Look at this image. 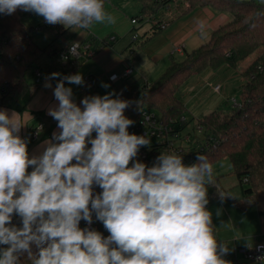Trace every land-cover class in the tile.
I'll list each match as a JSON object with an SVG mask.
<instances>
[{"label":"clouds","instance_id":"9594fccd","mask_svg":"<svg viewBox=\"0 0 264 264\" xmlns=\"http://www.w3.org/2000/svg\"><path fill=\"white\" fill-rule=\"evenodd\" d=\"M17 9L70 30L116 23L104 0H0V13ZM196 26L205 36L206 22L197 19ZM78 47L70 46L72 55ZM60 75L52 73L44 86ZM65 82L85 83L79 73L58 79V104L48 115L60 131L44 141L39 156L29 158L21 115L0 110V245L6 246L0 264H21L25 256L30 264H231L206 207L214 172L208 156L197 154L196 163L185 165L183 156L161 152L147 166L135 158L151 140L130 134L134 121L124 114L132 102L112 91L78 105ZM94 184L102 189L95 196ZM93 213L110 235L79 226L81 220L91 225ZM257 259L264 264V256Z\"/></svg>","mask_w":264,"mask_h":264},{"label":"trees","instance_id":"16d2710c","mask_svg":"<svg viewBox=\"0 0 264 264\" xmlns=\"http://www.w3.org/2000/svg\"><path fill=\"white\" fill-rule=\"evenodd\" d=\"M139 1L142 4V17L150 20L159 9L176 0ZM178 1L187 2L190 8L212 7L227 12L230 20L216 28L206 42L188 51L183 58H172L166 70L153 82L138 77L118 91L117 95L121 99L132 102L124 114L132 113L138 107L156 109L168 118H179L185 114L186 108L177 96V91L193 75L207 70H218L224 66L237 68L241 61L261 50L242 71L245 78L242 105L230 109H216L200 117L199 123L208 134L218 138L217 145L203 154L208 156L212 164L225 157L232 163L243 190V200L236 201V205L240 208L256 205L260 215H263L264 3L255 0ZM154 22L153 28L161 30L163 22ZM60 50V47L53 44L41 48L29 37V31L19 17L0 13V107L8 106L14 95L25 91L26 76L30 69L40 67L43 81L52 73H59ZM89 79L90 83L85 85V93L80 101L85 96L97 94L95 81L91 76ZM52 80L57 84L58 78ZM245 178H248L247 182L244 181ZM216 184L213 178V182L207 186L213 185L217 188ZM12 224L21 227V218L14 214ZM33 251H36L34 246ZM226 256L228 258V254ZM21 264H30L26 256L21 257Z\"/></svg>","mask_w":264,"mask_h":264},{"label":"crops","instance_id":"0c3cea01","mask_svg":"<svg viewBox=\"0 0 264 264\" xmlns=\"http://www.w3.org/2000/svg\"><path fill=\"white\" fill-rule=\"evenodd\" d=\"M108 1H110L109 6H111L112 8L121 7L122 9H131L133 11H136V13H139V16H137L136 18H139V20L143 19V21L138 27L134 26L136 25V23L131 22L132 26L129 25L127 30L125 32H122L121 37L119 36V29L117 27H112L111 34L106 36L107 38L102 37V40L100 41L99 36L101 32L97 29L96 26H94L90 30V36H92L91 41L88 40V38H78L79 40L77 41H85V43H88V45H90L94 55L92 56V58L79 63L74 73H76L77 70L82 66L78 73L81 74L83 78L86 77V79L91 76L96 83L97 89L98 82L101 81L104 76H107L105 83L107 82V84H109L110 81L112 86L116 90V94L118 91L122 90L131 81L137 79L138 77H144L149 82H153L166 70L172 58H183L188 51H191L192 49L206 42L216 28H218L220 25H223L224 23H227L230 20V15L227 12L220 11L212 7L190 8L187 2H179L178 0L159 9L154 18L149 20V18L147 17H142V4L139 0ZM197 19L204 20L207 24L205 36H201L200 32L197 29ZM155 20L166 23V27L161 30L155 27L153 28ZM75 30L78 33L83 32L82 29ZM155 30L158 31L155 32ZM127 31L132 32V34L136 33L139 36L138 39L136 41H133V38L129 37L130 33L127 34ZM112 36H115L116 38L114 40H108ZM86 37H88V35ZM128 56L131 57V59L129 60L134 66V72L129 77H123L122 73L128 61ZM237 68L224 66L218 69L220 70V73H218L217 70H207L205 72L195 74L187 81L190 83L193 81L195 82L191 83V85H189V83L187 86H189L192 90L194 87L193 84H195L196 86L191 92L193 93V95L201 94L202 91H200L199 89V84L202 81V79L200 78L201 75L205 76L204 79L210 77L208 79L210 80V83L212 80H214V86H221L220 92H215L212 89L215 93H220L219 102L215 107H218L217 109H227L224 108L225 105L227 106L229 104V99L231 98V96H234H228V90L232 85V89H234V85L241 84L243 86L245 80L244 76H242L243 74L241 75L242 72L236 71ZM62 71L63 68H61L60 72ZM96 73H99L100 76L95 75ZM112 77H115V79H112ZM46 82H49L47 78L42 85L38 86L35 92L31 93V95L26 100V107H24L22 110L16 109L14 106L0 107V110H8L9 114L14 111L21 115L23 121L26 124V126L23 127L20 131V136L22 138H25L24 134L28 133L30 129L29 127L32 125V123L34 124L33 121L35 119L36 121L39 120L37 119V116H43V118L45 119L51 117L50 115H48L49 108L54 107L58 104V101L55 100L53 94L56 82H53L52 79L50 80V83L52 85L51 88H47L44 86ZM187 82L184 85H186ZM65 86L72 88L73 99L79 105V101L85 93V85L84 88H82V86L68 84L67 82H65ZM27 88L28 87H26L24 93H26ZM181 100L184 102V98H182ZM58 131H60V129L58 128L54 130V132ZM38 138L39 134L38 137L34 139L38 140ZM49 139H51V136L35 142L28 151L29 158H31L32 156L41 155L44 148V141ZM225 196H229V194L227 193L225 194ZM213 223L216 238L228 245L227 241L222 240L218 236L215 220ZM254 241H264V231L263 233H261V235H255L254 239L247 241L244 244H235L234 246L236 248L237 246L245 245ZM235 258L237 259L236 254ZM228 259L231 260L229 253Z\"/></svg>","mask_w":264,"mask_h":264},{"label":"rangeland","instance_id":"374dc122","mask_svg":"<svg viewBox=\"0 0 264 264\" xmlns=\"http://www.w3.org/2000/svg\"><path fill=\"white\" fill-rule=\"evenodd\" d=\"M255 1L264 3V0ZM109 2L110 1L108 0H104V6L106 11L110 12L116 17V23L114 25H96L97 29L101 32L100 36L98 35L100 41L102 40V37H106L111 34L112 27H117L119 29V36L121 37L122 32H125L129 25L132 26V19L139 16V13H136V11H133L131 9H122L121 7L112 8L111 6H109ZM14 15L21 19V21L29 31V37L41 48L49 47L51 44L56 47H64L69 46L74 42H85L77 41L79 40L78 38H88V40H92V36H90V30L82 29L83 32L78 33L75 29H66L63 25H49L45 23L43 17L32 12L22 11L20 9H17ZM142 21L143 19L139 20L134 26L138 27L142 23ZM31 28H33V30H31ZM128 33H130V38L133 37L134 33L132 34V32L127 31V34ZM87 35L88 37H86ZM260 51L261 50L253 53L252 55L241 61L236 71L242 72L252 63V61L258 56ZM80 68L76 73H74V75L80 71ZM34 70L35 68H32L27 73L26 85L28 88L26 93L21 92L14 95L11 100H9V105L7 107L14 106L19 110H22L24 107H26L25 103L27 98L31 95V93L35 92L39 86L38 84H36V76ZM217 72L220 73V70H217ZM95 75L100 76L99 73H96ZM203 76L201 75L200 78L202 79V81L199 84V89L200 91H202L201 94L193 95L191 91L195 88L196 85L193 84L194 87L191 90L190 87L187 86L190 82H187L186 85L181 86L177 91V96L181 99L184 98V104L186 108L185 115L187 116V118L199 119L200 117L207 115L218 108L215 106L219 102L220 93H215L212 90L214 87L213 83L215 81L212 80L210 83V80H208L210 77L204 79L205 76ZM106 79L107 76H104V78H102L101 81L98 82L97 95L103 96L112 91H115L116 93V90L112 86L110 81L109 84H107V82L105 83ZM84 82L85 85L86 77H84ZM194 82L195 81L191 83ZM191 83L189 85H191ZM103 84H107L109 85V87H102ZM84 85H82V88H84ZM232 86L228 90L229 92H227V95H234L241 98L242 85H234V89H232ZM227 106L225 105L224 108L230 109L232 107L230 102ZM137 110L138 108H135L133 113L126 112L125 116L133 120L134 114L137 112ZM42 118L43 116H37V119L39 120L36 121L35 119L33 121L34 124L32 123V125L29 127L30 129L28 133L24 134V137L28 140V151L35 142H38L50 136L52 138V134L57 128L58 122L55 121L52 117L46 119ZM39 125H42L43 128L39 130V138L38 140H36L33 138V129L39 127ZM212 165L214 170L213 178H215L217 182V188L213 185L207 186L209 201V203L207 204V209L212 213V221L214 222L215 220L218 236L222 240L227 241L230 248L229 256L231 257V260L226 256H224L223 258L233 264L236 261L235 254L237 248H235L234 245L244 244L247 241L254 239L255 235H261V233H263L264 214L260 215L259 209L256 205H250L246 208H240L236 205V201L243 200V190L241 185L239 184V180L236 174L234 173L233 166L229 158L225 157L218 159ZM29 170H33L31 166H29L28 171ZM227 193L229 194V196H225V194ZM222 194L224 197L223 199H220ZM237 260L243 264H252L249 262H245L241 255L237 256Z\"/></svg>","mask_w":264,"mask_h":264},{"label":"built area","instance_id":"2783aa9c","mask_svg":"<svg viewBox=\"0 0 264 264\" xmlns=\"http://www.w3.org/2000/svg\"><path fill=\"white\" fill-rule=\"evenodd\" d=\"M177 1V0H176ZM139 18H133L132 22L137 23ZM166 27V23L162 24V29ZM138 35L133 34V41L138 39ZM116 37L112 36L108 40H114ZM78 55L74 56L70 52L69 46H64L59 52V62L63 71L60 73V78L63 76L73 75L78 64L91 58L94 54L91 50L90 45L85 42H78ZM131 59L128 56V61L122 73L123 77H129L134 72V66ZM36 84L39 86L44 83L43 81V71L40 67H36L35 70ZM90 83L89 77L86 79V84ZM85 84V85H86ZM221 86L216 85L213 87L215 92H220ZM232 107H240L242 105V100L238 97H231L229 99ZM138 108V107H137ZM133 113V112H132ZM134 124L128 129L130 134L136 135H147L151 140L150 146L141 147L138 155L135 159L140 162L145 163L147 166L151 167L156 161V157L160 155L161 152L168 153L174 152L183 156V162L185 165H191L197 162V154H203L213 149L217 143L218 138L214 135L208 134L205 127L199 123V119L187 118L184 114L179 118H168L161 114L156 109L138 108L137 112L134 114L133 118ZM42 125L33 130V137L37 138L39 130ZM95 135H93V138ZM75 163V161H74ZM131 167V162L129 164ZM248 178L244 181L247 182ZM102 192V189L93 185V195H98ZM82 229L91 228L100 232L104 237L110 235L104 228L102 222L96 220L95 214L93 213V223L88 225L84 220L80 221L79 225ZM216 235V233H215ZM259 245H264V241H254L247 243L245 245L237 246L236 256L241 255L245 262L262 264L257 258L264 256V249L257 250ZM6 247L0 245V248ZM233 264H243L237 259Z\"/></svg>","mask_w":264,"mask_h":264},{"label":"water","instance_id":"95a60500","mask_svg":"<svg viewBox=\"0 0 264 264\" xmlns=\"http://www.w3.org/2000/svg\"><path fill=\"white\" fill-rule=\"evenodd\" d=\"M31 30H33V28H31Z\"/></svg>","mask_w":264,"mask_h":264}]
</instances>
